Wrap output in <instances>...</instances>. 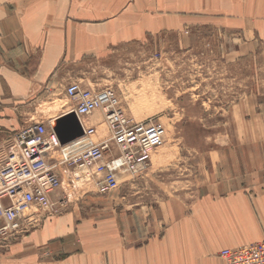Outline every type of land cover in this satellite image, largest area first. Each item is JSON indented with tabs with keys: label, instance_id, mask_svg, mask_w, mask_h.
Listing matches in <instances>:
<instances>
[{
	"label": "crops",
	"instance_id": "0c3cea01",
	"mask_svg": "<svg viewBox=\"0 0 264 264\" xmlns=\"http://www.w3.org/2000/svg\"><path fill=\"white\" fill-rule=\"evenodd\" d=\"M189 19H213L248 43L264 40V0H0V150L70 109L65 86L85 59ZM259 154L246 181L207 180L192 199L171 191L118 213L74 208L47 217L0 264H227L222 249L264 239Z\"/></svg>",
	"mask_w": 264,
	"mask_h": 264
},
{
	"label": "rangeland",
	"instance_id": "374dc122",
	"mask_svg": "<svg viewBox=\"0 0 264 264\" xmlns=\"http://www.w3.org/2000/svg\"><path fill=\"white\" fill-rule=\"evenodd\" d=\"M193 19L79 65L83 85L113 87L135 121L159 119L167 136L149 170L109 194L65 183L68 212L118 213L171 191L192 199L207 180L253 175L248 162L264 150V40L248 43L213 19ZM106 128L100 123L99 133Z\"/></svg>",
	"mask_w": 264,
	"mask_h": 264
},
{
	"label": "built area",
	"instance_id": "2783aa9c",
	"mask_svg": "<svg viewBox=\"0 0 264 264\" xmlns=\"http://www.w3.org/2000/svg\"><path fill=\"white\" fill-rule=\"evenodd\" d=\"M65 92L70 109L34 122L0 150V254L47 217L68 211L71 199L65 183L76 188L82 182L98 194H109L127 176L135 179L148 171L153 152L166 143L165 124L153 117L135 121L113 87H87L73 79ZM70 113L83 134L63 142L55 121ZM100 123L107 126L103 134ZM74 130L67 125L62 135ZM219 256L227 264H264V239L224 248Z\"/></svg>",
	"mask_w": 264,
	"mask_h": 264
},
{
	"label": "water",
	"instance_id": "95a60500",
	"mask_svg": "<svg viewBox=\"0 0 264 264\" xmlns=\"http://www.w3.org/2000/svg\"><path fill=\"white\" fill-rule=\"evenodd\" d=\"M74 120L77 124H78V126L80 127L79 129H81V132H79V131H72L69 135H62L63 134V128H64V125H63V123L66 121V120ZM55 129L57 130V132L62 136L61 137V139H62V141L63 142H66V141H68V140H71V139H73V138H75V137H78V136H80V135H82L83 134V130H82V128H81V126H80V124H79V122H78V119H77V117L75 116V114L74 113H70V114H68V115H65V116H63V117H61V118H59V119H57L56 121H55ZM76 129V128H75Z\"/></svg>",
	"mask_w": 264,
	"mask_h": 264
},
{
	"label": "bare ground",
	"instance_id": "6f19581e",
	"mask_svg": "<svg viewBox=\"0 0 264 264\" xmlns=\"http://www.w3.org/2000/svg\"><path fill=\"white\" fill-rule=\"evenodd\" d=\"M70 124H72L76 129V131H79V132H81V129H79L80 127L78 126V124L74 121V120H66L64 123H63V125H64V127L65 126H67V125H70ZM74 130V131H75Z\"/></svg>",
	"mask_w": 264,
	"mask_h": 264
}]
</instances>
